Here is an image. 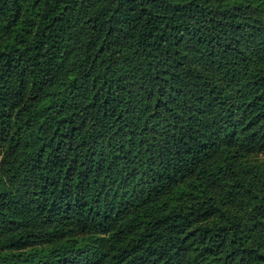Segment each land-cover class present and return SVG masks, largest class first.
<instances>
[{
	"label": "trees",
	"instance_id": "obj_1",
	"mask_svg": "<svg viewBox=\"0 0 264 264\" xmlns=\"http://www.w3.org/2000/svg\"><path fill=\"white\" fill-rule=\"evenodd\" d=\"M264 0H0V264H264Z\"/></svg>",
	"mask_w": 264,
	"mask_h": 264
},
{
	"label": "rangeland",
	"instance_id": "obj_2",
	"mask_svg": "<svg viewBox=\"0 0 264 264\" xmlns=\"http://www.w3.org/2000/svg\"><path fill=\"white\" fill-rule=\"evenodd\" d=\"M252 160L255 162H264V153L258 154L257 156H253Z\"/></svg>",
	"mask_w": 264,
	"mask_h": 264
}]
</instances>
